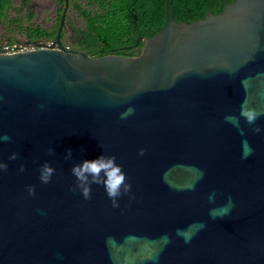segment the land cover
<instances>
[{
	"label": "water",
	"instance_id": "water-1",
	"mask_svg": "<svg viewBox=\"0 0 264 264\" xmlns=\"http://www.w3.org/2000/svg\"><path fill=\"white\" fill-rule=\"evenodd\" d=\"M69 6L56 46L0 53V264H264V116L225 120L245 101L264 111V0L193 23L166 0L164 28L133 57L67 50ZM102 154L132 185L118 208L102 185L90 200L73 191L71 168Z\"/></svg>",
	"mask_w": 264,
	"mask_h": 264
},
{
	"label": "trees",
	"instance_id": "trees-1",
	"mask_svg": "<svg viewBox=\"0 0 264 264\" xmlns=\"http://www.w3.org/2000/svg\"><path fill=\"white\" fill-rule=\"evenodd\" d=\"M69 1L61 39L69 51L91 56H138L146 40L159 34L166 21V0ZM55 2L57 8L46 18L49 25L45 27L38 24L34 0H0V47L9 42H38L41 38L56 42L65 0ZM226 2L232 4L234 0H173V10L178 22L193 23L209 13H222ZM72 9L76 13L74 23L70 21Z\"/></svg>",
	"mask_w": 264,
	"mask_h": 264
},
{
	"label": "clouds",
	"instance_id": "clouds-1",
	"mask_svg": "<svg viewBox=\"0 0 264 264\" xmlns=\"http://www.w3.org/2000/svg\"><path fill=\"white\" fill-rule=\"evenodd\" d=\"M134 109L129 107L123 113H121V119H127L128 116L134 114ZM264 116V111H258L254 108L248 106L247 102L245 101L241 105V110L239 113V117L228 115L225 117L226 122L231 123L233 126L239 128L240 127V118L242 117L248 125H255L258 118ZM253 132L261 133L264 131V128L259 126L253 127ZM241 134L243 135V130H241ZM10 137L2 136L0 140L8 141ZM244 151L243 157L247 158L248 156L252 155L253 149L250 145L247 144V141L244 142ZM50 156L55 155V151L53 148H50L48 151ZM139 155H144V150L141 149ZM18 157L17 153H13L9 159L16 160ZM72 158V151L71 149L67 150V154L65 156L66 160H70ZM8 165L6 163L0 162V170L7 171ZM21 172L25 171V165L21 164L20 169ZM39 179L42 183L47 184L51 181L52 176L55 172V169L49 165V163H44L40 169ZM71 173L73 176L76 177V185L73 188V191L79 189L83 198L86 200L91 199V186L93 184L102 185L105 189L107 196L112 201V207L118 208L119 202L118 198L122 195L129 194L131 192L132 185L127 182L126 173L122 169V165H119L116 162V156H106L102 154L97 159L94 160H84L80 163L75 164L71 168ZM26 190L28 194L35 195V187L34 186H27ZM215 194L209 197L210 202H214ZM233 203L231 198H229L227 205L223 209V214L226 215L230 209L233 207ZM212 217L216 218V213L213 211L211 213ZM201 228L204 227L203 224L200 225ZM178 236H184L185 242H190V237H187L183 230L177 231Z\"/></svg>",
	"mask_w": 264,
	"mask_h": 264
},
{
	"label": "rangeland",
	"instance_id": "rangeland-1",
	"mask_svg": "<svg viewBox=\"0 0 264 264\" xmlns=\"http://www.w3.org/2000/svg\"><path fill=\"white\" fill-rule=\"evenodd\" d=\"M19 1V0H17ZM37 10H38V24H44L45 27L49 25L47 24L46 18L52 16L53 12L57 8L55 0H34ZM50 11V12H49ZM53 11V12H52ZM76 13H74V9L70 11V21L74 23L75 18H76ZM67 30H70V27H67Z\"/></svg>",
	"mask_w": 264,
	"mask_h": 264
},
{
	"label": "built area",
	"instance_id": "built-area-1",
	"mask_svg": "<svg viewBox=\"0 0 264 264\" xmlns=\"http://www.w3.org/2000/svg\"><path fill=\"white\" fill-rule=\"evenodd\" d=\"M56 46L55 42H50L48 46L42 47L35 44H28V42L25 40L23 42H14V43H5L2 47H0V53L1 54H17V53H25L37 50L39 48H51ZM68 50L69 48L66 47Z\"/></svg>",
	"mask_w": 264,
	"mask_h": 264
},
{
	"label": "flooded vegetation",
	"instance_id": "flooded-vegetation-1",
	"mask_svg": "<svg viewBox=\"0 0 264 264\" xmlns=\"http://www.w3.org/2000/svg\"><path fill=\"white\" fill-rule=\"evenodd\" d=\"M26 41L29 42L30 40H26ZM30 42H31V44H35V45L42 46V47H46L50 43V41L48 39H45V38H41L38 42H34V41H30ZM63 45L65 47V45H66L65 40H63Z\"/></svg>",
	"mask_w": 264,
	"mask_h": 264
}]
</instances>
